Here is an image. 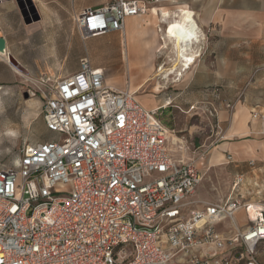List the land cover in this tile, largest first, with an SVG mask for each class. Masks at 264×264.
Wrapping results in <instances>:
<instances>
[{
	"label": "built area",
	"instance_id": "1",
	"mask_svg": "<svg viewBox=\"0 0 264 264\" xmlns=\"http://www.w3.org/2000/svg\"><path fill=\"white\" fill-rule=\"evenodd\" d=\"M163 1L111 0L74 22L83 40L124 33L129 17ZM159 109L109 85L89 54L57 80L42 112L56 135L0 167V264H261L255 248L264 241V206L242 230L219 228L239 223L252 204L245 175L234 176L223 199L198 198L203 174L174 157ZM252 116L264 120V110Z\"/></svg>",
	"mask_w": 264,
	"mask_h": 264
},
{
	"label": "rangeland",
	"instance_id": "2",
	"mask_svg": "<svg viewBox=\"0 0 264 264\" xmlns=\"http://www.w3.org/2000/svg\"><path fill=\"white\" fill-rule=\"evenodd\" d=\"M101 1L111 0H0V34L7 38V50L19 62L17 65L0 55V167L15 165L25 145L43 142L56 135L43 119L44 94L57 80L75 72L80 58L89 54L93 62L102 63L107 82L114 83L116 88L128 90L142 84L146 78H152L134 95L139 101L147 98L153 105L166 106L160 110V117L186 146V151L179 149L175 153L172 150L174 157L192 160L204 174L197 188L200 198L207 201L224 198L237 171L235 165L241 161L235 153L232 155L236 161L231 163L226 162L224 155L215 166H211L209 159L213 150L228 139L243 141L252 137L251 134L229 136L230 133L220 128V120L222 123L224 120L221 111L228 110L233 114L241 98L237 97L231 102L234 106L229 108L223 99L222 85H197L189 81V72L192 77L202 75L204 71L214 73L201 67V55L180 80L179 76L169 75L175 63L174 44L170 42L167 49L158 51L168 27L150 13L139 17L146 21H126L127 33L124 35L110 32L83 40L73 19L75 3L87 5ZM20 4L32 19L35 8L39 19L26 23ZM154 5L167 9L175 6L169 0ZM81 8L77 7V11ZM130 31L135 34L133 45L139 51L137 53L132 49ZM123 37L129 52L123 48ZM248 63L245 60V65ZM161 66L166 71L161 76L156 75ZM253 70L245 69V74L250 75ZM158 83L162 86L160 89L155 88ZM213 89H216L214 93ZM193 105L195 108L191 109ZM171 146H174L172 142ZM254 176L246 172L252 183ZM258 183L264 185V182ZM261 197L260 204L264 203V195ZM240 213L244 219L238 220L239 223L225 222L223 230L226 234L253 224L247 220L244 209ZM255 254L264 264V241L257 244Z\"/></svg>",
	"mask_w": 264,
	"mask_h": 264
},
{
	"label": "crops",
	"instance_id": "3",
	"mask_svg": "<svg viewBox=\"0 0 264 264\" xmlns=\"http://www.w3.org/2000/svg\"><path fill=\"white\" fill-rule=\"evenodd\" d=\"M104 3L106 2L101 1L89 3L87 5L75 3L73 19L77 13H80L85 8L99 7ZM172 3L175 4L172 9L154 5L149 13L154 18L156 17L159 23L163 24L164 27L167 26L169 28L171 22H176L175 19L169 20L168 23L162 22L158 11L157 14L153 11L155 7L159 12L169 11L172 14L182 7L192 10L194 13L193 20L196 22V25L190 22V28L191 31H197L196 33L200 36V39L197 37V40L194 41L191 38L189 45L192 50L191 53H197L199 56L201 55L200 62H203V66L201 67L204 70L214 72L211 74V72L207 73L204 71L202 75L197 77H192L189 72V81H193V83L197 85H222L223 88L221 91H223V99L226 102H234L237 97L241 98L233 114H230L228 110L221 111L220 116L224 120L223 123L220 120V128L230 133L231 135L229 136L239 134L252 135L250 139H245L243 141H230V139H228L224 143L218 145L211 153L209 162L211 166H215L217 161H221L223 155L227 162V157L229 155L233 157L232 153H235L238 161L241 162L235 165L237 171L234 172L232 180L236 174L243 173L245 177L246 172L254 174V182L252 183L249 177H246V181L242 186L243 192L246 190L244 197L245 199H249L250 202H256L252 203V206L257 204L263 207L264 203H260L263 200L261 196L264 195V185L258 182H264V120L253 118L251 110L256 107L264 110V0H178ZM79 6L82 8L80 11H77V7ZM141 16L142 15L131 16L127 19V23L146 21V19H140L139 17ZM162 30L163 28L161 27V31ZM168 31L169 29H167V33ZM130 32L129 35L132 37V49L137 53L139 51H137L136 46L133 45L135 34L133 32L130 34ZM162 33L164 34V31H162ZM122 34L124 35V33ZM125 42L126 40L123 37L121 40L123 48H126L129 52V49L124 46V44H126ZM161 45L162 43L159 44V47ZM128 59L129 58H127V60ZM245 60L249 62L247 65H245ZM93 65L104 68L101 66L102 63L96 60L93 62ZM194 66L195 64L192 68ZM249 68L255 70H253L250 75L245 74V69ZM104 70L106 72L105 68ZM108 84L116 87L114 83ZM135 87L129 90L138 94L144 86H142L138 92L133 89ZM215 91L216 89H213L212 92L214 93ZM140 102L149 109L155 110L160 107L159 113L160 110L166 108V106L162 104L153 105L152 101L147 98H143V101ZM234 161H236V159H234ZM251 161H254L253 165L250 164ZM196 196L200 198L197 191ZM244 213L247 218L246 210H244ZM239 215V220H241L243 215H241V213H239L238 216ZM223 225H225V222L222 223L219 228L225 231L223 230Z\"/></svg>",
	"mask_w": 264,
	"mask_h": 264
},
{
	"label": "bare ground",
	"instance_id": "4",
	"mask_svg": "<svg viewBox=\"0 0 264 264\" xmlns=\"http://www.w3.org/2000/svg\"><path fill=\"white\" fill-rule=\"evenodd\" d=\"M152 7L153 6H151V9H153ZM153 11L155 14H157V11H158L160 20L164 23H168V21L173 20V18L176 21L175 23L171 22L169 24L168 29H171V32L168 31L165 37H163L164 39L162 41V45L160 46L158 51H161L162 49H167L168 48L167 44L170 42L174 44L175 63L173 64L174 67L171 69L170 74L169 73L168 74L175 75L176 77L179 76V80H180L185 74H187L191 70L192 65L196 61V56H199V55H194V53L192 54L191 53L192 50L190 49V46H189L193 34L197 35L196 33L197 31L196 30L191 31V28H190L191 27L190 22H193V24L196 25V22L193 20L194 13L192 12V10H189L188 8H185V7H182L178 11L174 12V14L170 13L169 11L159 12V10L156 7L154 8ZM9 54L10 52L7 50V48L5 50H0V55L5 56L7 59L9 58ZM157 70L158 72L156 75H159V76H161L166 71L164 66H161ZM151 79L152 78H146L144 83L145 84L148 83ZM144 83L140 84L139 86H136L133 89L138 92L140 88L145 85ZM161 87H162L161 84L158 83L155 88L160 89ZM114 88L118 90H122L116 87ZM130 92H132L133 94H137L136 92H133V91H130ZM170 132H171V142L174 145L173 147L171 146V150H173L175 153L179 149L186 151V146L184 144V141L175 134L174 130H171ZM262 209L263 207L257 204H254L253 206L251 204L248 209L245 208L247 219L255 221L257 218H259V214L261 213Z\"/></svg>",
	"mask_w": 264,
	"mask_h": 264
},
{
	"label": "water",
	"instance_id": "5",
	"mask_svg": "<svg viewBox=\"0 0 264 264\" xmlns=\"http://www.w3.org/2000/svg\"><path fill=\"white\" fill-rule=\"evenodd\" d=\"M20 6H21L22 14H23V17H24L26 23H31L33 20L39 19L40 16L37 13V10L35 8L33 9L34 18L32 19L29 16L28 11L21 4H20ZM6 48H7V40L4 36L0 35V50H5ZM9 59L11 61H13L15 64L19 65V62L11 54H9Z\"/></svg>",
	"mask_w": 264,
	"mask_h": 264
},
{
	"label": "snow or ice",
	"instance_id": "6",
	"mask_svg": "<svg viewBox=\"0 0 264 264\" xmlns=\"http://www.w3.org/2000/svg\"><path fill=\"white\" fill-rule=\"evenodd\" d=\"M175 27V26H174ZM169 31L171 32V29H169Z\"/></svg>",
	"mask_w": 264,
	"mask_h": 264
}]
</instances>
